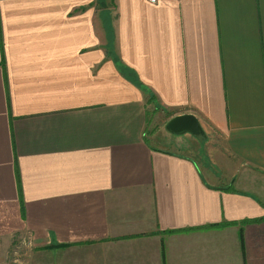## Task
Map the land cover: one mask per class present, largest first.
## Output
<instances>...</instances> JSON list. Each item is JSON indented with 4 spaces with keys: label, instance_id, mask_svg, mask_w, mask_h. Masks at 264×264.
I'll return each mask as SVG.
<instances>
[{
    "label": "crops",
    "instance_id": "crops-1",
    "mask_svg": "<svg viewBox=\"0 0 264 264\" xmlns=\"http://www.w3.org/2000/svg\"><path fill=\"white\" fill-rule=\"evenodd\" d=\"M100 1L0 0V264H264V0Z\"/></svg>",
    "mask_w": 264,
    "mask_h": 264
},
{
    "label": "water",
    "instance_id": "water-1",
    "mask_svg": "<svg viewBox=\"0 0 264 264\" xmlns=\"http://www.w3.org/2000/svg\"><path fill=\"white\" fill-rule=\"evenodd\" d=\"M165 129L175 135L189 133L195 137L204 136L198 119L191 114L177 115L171 118L165 125Z\"/></svg>",
    "mask_w": 264,
    "mask_h": 264
},
{
    "label": "rangeland",
    "instance_id": "rangeland-1",
    "mask_svg": "<svg viewBox=\"0 0 264 264\" xmlns=\"http://www.w3.org/2000/svg\"><path fill=\"white\" fill-rule=\"evenodd\" d=\"M102 2V1H100ZM99 2V3H100ZM109 4V0H108ZM101 5V4H98ZM170 113L164 111L163 109L157 108V104L154 100H148L147 102V120L149 126H160L161 128L164 126L165 122L167 121ZM8 244L2 243L0 240V258L2 257V251L7 250Z\"/></svg>",
    "mask_w": 264,
    "mask_h": 264
},
{
    "label": "trees",
    "instance_id": "trees-1",
    "mask_svg": "<svg viewBox=\"0 0 264 264\" xmlns=\"http://www.w3.org/2000/svg\"><path fill=\"white\" fill-rule=\"evenodd\" d=\"M99 2H100V0H99ZM99 4H101V3H99ZM102 5V4H101ZM154 100V96L151 94V93H149L148 95H147V102H148V100ZM254 222H260V221H264V217H262V218H258V219H256V220H253ZM246 221H241L240 222V224H243V223H245ZM221 225H224V223H221V224H212V225H209V227H218V226H221Z\"/></svg>",
    "mask_w": 264,
    "mask_h": 264
},
{
    "label": "built area",
    "instance_id": "built-area-1",
    "mask_svg": "<svg viewBox=\"0 0 264 264\" xmlns=\"http://www.w3.org/2000/svg\"><path fill=\"white\" fill-rule=\"evenodd\" d=\"M149 1L154 3V2H156L157 0H149Z\"/></svg>",
    "mask_w": 264,
    "mask_h": 264
}]
</instances>
